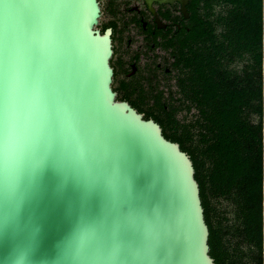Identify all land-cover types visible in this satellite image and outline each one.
<instances>
[{
	"label": "water",
	"instance_id": "95a60500",
	"mask_svg": "<svg viewBox=\"0 0 264 264\" xmlns=\"http://www.w3.org/2000/svg\"><path fill=\"white\" fill-rule=\"evenodd\" d=\"M99 0H0V264H212L188 157L114 101Z\"/></svg>",
	"mask_w": 264,
	"mask_h": 264
},
{
	"label": "trees",
	"instance_id": "16d2710c",
	"mask_svg": "<svg viewBox=\"0 0 264 264\" xmlns=\"http://www.w3.org/2000/svg\"><path fill=\"white\" fill-rule=\"evenodd\" d=\"M210 10L170 98L131 108L190 160L212 264H264V0Z\"/></svg>",
	"mask_w": 264,
	"mask_h": 264
},
{
	"label": "flooded vegetation",
	"instance_id": "af4514ba",
	"mask_svg": "<svg viewBox=\"0 0 264 264\" xmlns=\"http://www.w3.org/2000/svg\"><path fill=\"white\" fill-rule=\"evenodd\" d=\"M98 5L96 29L110 31L114 101L143 109L164 103L173 94L193 32L210 14L211 0H99Z\"/></svg>",
	"mask_w": 264,
	"mask_h": 264
}]
</instances>
